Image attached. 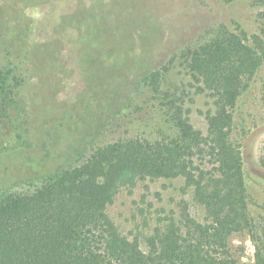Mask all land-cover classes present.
<instances>
[{"label":"rangeland","instance_id":"1","mask_svg":"<svg viewBox=\"0 0 264 264\" xmlns=\"http://www.w3.org/2000/svg\"><path fill=\"white\" fill-rule=\"evenodd\" d=\"M221 31L264 41V0H0V66L23 67L28 109L26 146L9 128L0 131V144L9 147L0 159V195L33 193L84 163L93 147L129 136L172 137L177 116L206 137L214 99L178 56ZM157 70L164 72L162 93L139 83ZM233 114L231 138L243 153L250 213L264 223V62ZM185 210L207 221L192 189L177 178L124 187L108 212L145 250L153 230L181 220ZM231 245L239 264H255L246 232L234 234Z\"/></svg>","mask_w":264,"mask_h":264},{"label":"trees","instance_id":"2","mask_svg":"<svg viewBox=\"0 0 264 264\" xmlns=\"http://www.w3.org/2000/svg\"><path fill=\"white\" fill-rule=\"evenodd\" d=\"M253 40L221 31L178 56L214 99L206 137L177 116L172 137L129 136L93 147L84 163L33 193L0 195V264H239L231 237L241 232L253 242L255 264H264V223L251 216L243 153L231 138L233 111L264 62V41ZM175 63L173 57L167 66ZM22 70L14 63L0 66V131L9 128L13 140L26 146ZM163 76L154 71L140 86L162 93ZM8 152L1 143L0 159ZM177 178L192 189L207 221L197 222L185 210L181 220L155 228L144 250L116 227L109 207L122 188L140 180Z\"/></svg>","mask_w":264,"mask_h":264},{"label":"flooded vegetation","instance_id":"3","mask_svg":"<svg viewBox=\"0 0 264 264\" xmlns=\"http://www.w3.org/2000/svg\"><path fill=\"white\" fill-rule=\"evenodd\" d=\"M48 120V119H47ZM49 124V123H48Z\"/></svg>","mask_w":264,"mask_h":264}]
</instances>
